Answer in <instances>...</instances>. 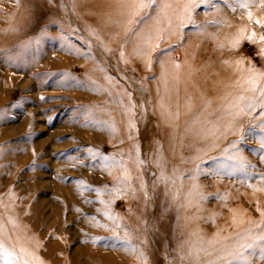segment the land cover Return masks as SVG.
<instances>
[{
	"label": "rangeland",
	"instance_id": "obj_1",
	"mask_svg": "<svg viewBox=\"0 0 264 264\" xmlns=\"http://www.w3.org/2000/svg\"><path fill=\"white\" fill-rule=\"evenodd\" d=\"M185 3L0 0V264H225L264 235V0H212L198 26Z\"/></svg>",
	"mask_w": 264,
	"mask_h": 264
},
{
	"label": "snow or ice",
	"instance_id": "obj_2",
	"mask_svg": "<svg viewBox=\"0 0 264 264\" xmlns=\"http://www.w3.org/2000/svg\"><path fill=\"white\" fill-rule=\"evenodd\" d=\"M52 2H53V0H49V3H52ZM126 2H131L135 6L137 13L140 10H143L145 8H152L153 5L157 4V0H121V3H126ZM231 2L234 4H238L240 7L247 8L250 10V3L253 2V0H231ZM225 3L226 4L229 3V0H225ZM209 6H213V7L215 6L212 3V0H199V2H197V0H186V3L184 4V7H183L184 15L180 21L181 26H187V24L198 26V25H196V21L193 19L192 13L197 8L209 7ZM260 6L264 7V3H262ZM158 7L161 11H163L164 8L170 7V5L169 4H159ZM233 10H235V8H233ZM134 14H136V13H134ZM137 32H138V29L133 31V35H136ZM158 38H162V37H158ZM248 39L251 40L252 37H248ZM261 39H264V37H261ZM237 43L238 42H234L233 47L237 46ZM144 45H145V47H151L152 46L151 39L145 40ZM156 47H158V45H156ZM120 54H121V56L124 55L123 52H121ZM134 54L147 55V53H145L143 51V49L140 47H138L137 49H134ZM252 71L255 74V69H253ZM257 75L259 76V78L262 81H264V72H262V73L255 74L252 78H250L249 83L256 84V76ZM254 90L259 91V97L260 98L257 101V103H259V106L261 109H264V86L256 85V88ZM241 99H243V97H241ZM255 106H256L255 103L244 104L243 107L240 109V112L244 115H247L250 113V110L252 108H254ZM112 127H113V130H115V127L114 126H112ZM131 127H134V123H132V122H130V128ZM261 143H262V146H264V139H262ZM87 152L89 154H94L92 148H88ZM104 159L107 160L109 158L105 157ZM111 159L115 160V157H112ZM141 163H143V162L141 161ZM129 180H130V174L126 173V175L119 181V183L124 184V185H129ZM261 180H264V174L261 175ZM161 181L165 184L168 182L167 179L163 175L161 176ZM81 183H83V182H81ZM122 191H123L122 188H117L115 190L116 194H118ZM101 202L104 203L103 201H101ZM104 214L106 216H108L109 219H114V220L119 219L118 217H113L108 212H105ZM92 219H95V217H93ZM101 226L107 227V225H101ZM117 238H119V237H117ZM249 239L251 240V242L242 243L236 249L227 252V254L225 256L221 257V259L225 261V264H231V260H229L228 257H232L233 259H235V258L243 255L244 251L254 248L255 247V240L259 239L260 241H264V235H260L259 237L253 236V237H250ZM0 248H2L3 251L7 255H9V256L14 255V253L10 252L9 249L4 247L2 242H0ZM261 252H262L261 259H264V248L261 249ZM21 259L23 260V264H36V262L34 260H29L24 256H21ZM208 264H218V261H209Z\"/></svg>",
	"mask_w": 264,
	"mask_h": 264
},
{
	"label": "bare ground",
	"instance_id": "obj_3",
	"mask_svg": "<svg viewBox=\"0 0 264 264\" xmlns=\"http://www.w3.org/2000/svg\"><path fill=\"white\" fill-rule=\"evenodd\" d=\"M127 12V10H126ZM232 61H226V64H231ZM226 72H224V67H208L203 72L197 75L200 86L199 90L203 93H210L214 95L218 89L222 80H225Z\"/></svg>",
	"mask_w": 264,
	"mask_h": 264
}]
</instances>
